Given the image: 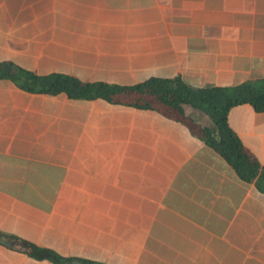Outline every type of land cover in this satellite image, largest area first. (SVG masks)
Wrapping results in <instances>:
<instances>
[{
	"label": "crops",
	"instance_id": "crops-1",
	"mask_svg": "<svg viewBox=\"0 0 264 264\" xmlns=\"http://www.w3.org/2000/svg\"><path fill=\"white\" fill-rule=\"evenodd\" d=\"M4 59L90 81L234 85L264 76V0H0ZM228 123L264 165V110L234 105ZM0 201V264H55L30 243L72 264H264V192L153 109L0 79Z\"/></svg>",
	"mask_w": 264,
	"mask_h": 264
},
{
	"label": "trees",
	"instance_id": "trees-1",
	"mask_svg": "<svg viewBox=\"0 0 264 264\" xmlns=\"http://www.w3.org/2000/svg\"><path fill=\"white\" fill-rule=\"evenodd\" d=\"M0 79H9L17 87L35 93L64 92L70 98H103L109 102L153 109L180 120L195 135L216 149L238 175L264 192V165L241 141L228 123L231 107L250 103L256 111L264 110V76L251 78L234 85L192 86L180 75L150 76L144 80L119 84L102 80H82L63 72L36 73L9 59L0 60ZM186 106L198 109L209 118L199 123L186 112ZM14 239L12 234L9 235ZM30 255L49 259L55 264H72L73 257L52 248L30 243ZM81 264H102L80 259Z\"/></svg>",
	"mask_w": 264,
	"mask_h": 264
},
{
	"label": "rangeland",
	"instance_id": "rangeland-1",
	"mask_svg": "<svg viewBox=\"0 0 264 264\" xmlns=\"http://www.w3.org/2000/svg\"><path fill=\"white\" fill-rule=\"evenodd\" d=\"M187 108H188V109H192V108L189 107V106H186V109H187ZM193 110L197 111V112L200 113V114L205 115L203 112H201V111L198 110V109H193ZM205 116H206V115H205ZM193 118H194L195 121H198V120H196L197 118H195L194 116H193ZM200 119H201V118H200ZM201 120H202V119H201ZM201 120H200V121H201ZM200 123H201V122H200ZM1 203H3V201H2V202L0 201V204H1Z\"/></svg>",
	"mask_w": 264,
	"mask_h": 264
},
{
	"label": "water",
	"instance_id": "water-1",
	"mask_svg": "<svg viewBox=\"0 0 264 264\" xmlns=\"http://www.w3.org/2000/svg\"><path fill=\"white\" fill-rule=\"evenodd\" d=\"M9 242H11V241L7 240V243H9ZM19 247H21V248H22V246H19ZM28 250H30V248H28Z\"/></svg>",
	"mask_w": 264,
	"mask_h": 264
}]
</instances>
